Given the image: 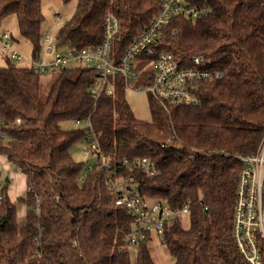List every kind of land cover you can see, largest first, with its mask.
Segmentation results:
<instances>
[{"label":"trees","instance_id":"16d2710c","mask_svg":"<svg viewBox=\"0 0 264 264\" xmlns=\"http://www.w3.org/2000/svg\"><path fill=\"white\" fill-rule=\"evenodd\" d=\"M42 1L0 0V21L15 18L32 57L42 51ZM61 1H74L75 7L53 36L56 49L100 45L104 16L111 13L120 25L112 45L117 58L159 10V0ZM192 4L208 13L194 20L171 19L156 55L145 60L168 52L187 66L188 58L197 55L227 76L199 84L197 105H172L166 112L149 97V122L134 117L121 76L113 79L112 95L101 92L94 99L95 72L60 69L43 101L39 73L7 60L0 67V119L9 125L0 155L26 185L15 201L7 182L1 189L0 264H156L150 237L130 257L131 220L115 206L105 173L87 171L71 156L85 130L62 129L61 124L87 117L103 152L117 161L137 157L154 163L153 176L127 175L142 199L161 200L171 208L188 205L187 227L177 219L164 228L163 245L173 264H247L232 239V216L241 170L236 157L255 153L264 136V0ZM16 118L21 125H12ZM171 137L172 144L165 146ZM18 205L24 208L23 224ZM259 247L264 264V243Z\"/></svg>","mask_w":264,"mask_h":264},{"label":"built area","instance_id":"2783aa9c","mask_svg":"<svg viewBox=\"0 0 264 264\" xmlns=\"http://www.w3.org/2000/svg\"><path fill=\"white\" fill-rule=\"evenodd\" d=\"M207 13L208 10L193 5L192 0H159L156 16L143 33L130 42L119 58L112 52V45L119 35L120 25L111 13L104 16L103 40L98 46H86L78 51L64 49L61 53L55 51L53 59L47 63L45 57L56 49V43L49 32L42 30V58L38 55L29 59L20 54L7 33L0 34V53L14 65L25 60V66L39 74L73 66L90 69L96 75L91 90L94 99L101 92L112 95L113 79L121 76L125 91L143 92L168 112V107L172 105H197L199 84L220 81L227 76L226 70L215 68L211 60L197 55L188 58L187 66L177 62L168 52L159 53L153 61L145 60L156 55V45L171 19L194 20ZM56 21L61 22L59 17ZM261 42L264 45V35ZM137 61L142 64L135 69ZM74 123L83 126V141L87 145L84 148L96 157L95 164L87 166V171L95 168L105 173V186L112 192L115 206L124 209L131 220L129 247L136 248L148 237H155L163 244L165 226L185 218L188 215V205L171 208L161 200L142 199L127 175L139 171L153 176L157 172L154 163L148 158L137 157L117 161L113 155L101 150L88 117ZM21 124L22 121L16 118L12 125ZM8 126L0 119V140L7 139L5 129ZM172 141L171 137L165 146L171 145ZM236 159L241 164V170L235 187L232 239L247 264H260L259 244L264 243V136L255 153L238 155ZM4 164L12 165L7 160ZM14 169L17 171L15 167ZM3 185L4 178L0 173V201ZM36 213H39L37 209ZM73 245H76L75 242Z\"/></svg>","mask_w":264,"mask_h":264},{"label":"rangeland","instance_id":"374dc122","mask_svg":"<svg viewBox=\"0 0 264 264\" xmlns=\"http://www.w3.org/2000/svg\"><path fill=\"white\" fill-rule=\"evenodd\" d=\"M75 2L71 1L67 4H64L61 0H43L42 1V14H43V22L42 29L49 32L52 36L63 26L65 22H68L73 14H74ZM57 17L60 18L61 22H57ZM7 33L11 36L14 42V48L26 58L31 59L32 57V49L30 44L21 39L18 35L17 31V23L13 16L6 17L0 21V34ZM62 52L64 48L55 49L52 53L47 54L45 57V61L48 63L53 59L54 52ZM43 51L40 52V58H42ZM38 56V55H37ZM36 56V57H37ZM142 62H135L136 66H140ZM6 65V60L4 56L0 53V67H4ZM18 66H25V60L20 62L19 64H15ZM58 75V71L53 72H44L40 73L39 80V97L41 100H45L49 89ZM135 83V82H134ZM143 88V87H142ZM125 99L134 115V117L140 121L149 122L151 120V113L149 110V96L143 92L133 93L130 91H125ZM62 129H72V128H81L83 126H78L74 122H64L61 124ZM84 146H87L83 139L74 144L71 148L70 153L74 161L76 162H84L86 166H90L95 164L96 157L92 155ZM9 172H14V167L10 166ZM18 175L20 173L16 171ZM5 175H9L8 172ZM22 182V178L19 177ZM19 210V209H18ZM20 213V211H19ZM183 226H188V221L183 218L182 220ZM151 256L156 264H173L172 258L166 251V248L163 244L159 243V241L152 237L148 243ZM134 248H130V257L134 256Z\"/></svg>","mask_w":264,"mask_h":264},{"label":"crops","instance_id":"0c3cea01","mask_svg":"<svg viewBox=\"0 0 264 264\" xmlns=\"http://www.w3.org/2000/svg\"><path fill=\"white\" fill-rule=\"evenodd\" d=\"M5 158L0 155V173L1 176H3L4 181L8 183L9 185V196L10 199L12 201H15L17 199L18 196H20L21 194L24 193L25 189H26V185H25V178L22 174L18 175L15 171L14 172H9L10 171V166L12 165H5ZM13 167V166H12ZM8 172L9 175H5V173ZM19 177L22 178V182L19 179ZM7 180V181H6ZM18 209L20 211L19 215H18V222L20 224H23V220H24V208L21 205H18Z\"/></svg>","mask_w":264,"mask_h":264},{"label":"water","instance_id":"95a60500","mask_svg":"<svg viewBox=\"0 0 264 264\" xmlns=\"http://www.w3.org/2000/svg\"><path fill=\"white\" fill-rule=\"evenodd\" d=\"M7 181V180H6Z\"/></svg>","mask_w":264,"mask_h":264}]
</instances>
